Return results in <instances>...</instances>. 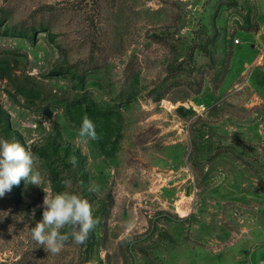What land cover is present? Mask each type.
<instances>
[{
    "label": "rangeland",
    "instance_id": "374dc122",
    "mask_svg": "<svg viewBox=\"0 0 264 264\" xmlns=\"http://www.w3.org/2000/svg\"><path fill=\"white\" fill-rule=\"evenodd\" d=\"M0 139L42 178L0 197V264H264L259 0H0ZM65 191L98 223L52 254Z\"/></svg>",
    "mask_w": 264,
    "mask_h": 264
},
{
    "label": "clouds",
    "instance_id": "9594fccd",
    "mask_svg": "<svg viewBox=\"0 0 264 264\" xmlns=\"http://www.w3.org/2000/svg\"><path fill=\"white\" fill-rule=\"evenodd\" d=\"M78 138L82 141L97 139L95 125L87 115L82 119ZM69 160L76 163L75 157ZM38 164L39 157L30 148L16 141L0 139V197L13 186H19L21 180L40 186L42 178ZM43 207L42 220L30 232L32 239L52 254L59 253L70 239L77 245L84 244L98 223L93 217L92 205L78 194L65 191L49 197L46 193Z\"/></svg>",
    "mask_w": 264,
    "mask_h": 264
},
{
    "label": "crops",
    "instance_id": "0c3cea01",
    "mask_svg": "<svg viewBox=\"0 0 264 264\" xmlns=\"http://www.w3.org/2000/svg\"><path fill=\"white\" fill-rule=\"evenodd\" d=\"M259 8L262 19L264 20V0H259Z\"/></svg>",
    "mask_w": 264,
    "mask_h": 264
},
{
    "label": "built area",
    "instance_id": "2783aa9c",
    "mask_svg": "<svg viewBox=\"0 0 264 264\" xmlns=\"http://www.w3.org/2000/svg\"><path fill=\"white\" fill-rule=\"evenodd\" d=\"M235 43H236V44H239V43H240V40H239V39H236V40H235Z\"/></svg>",
    "mask_w": 264,
    "mask_h": 264
},
{
    "label": "bare ground",
    "instance_id": "6f19581e",
    "mask_svg": "<svg viewBox=\"0 0 264 264\" xmlns=\"http://www.w3.org/2000/svg\"><path fill=\"white\" fill-rule=\"evenodd\" d=\"M261 59V56L259 57V60Z\"/></svg>",
    "mask_w": 264,
    "mask_h": 264
}]
</instances>
